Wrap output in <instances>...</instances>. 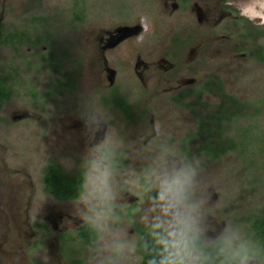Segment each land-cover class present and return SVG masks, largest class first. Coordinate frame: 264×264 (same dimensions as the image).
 Wrapping results in <instances>:
<instances>
[{
    "label": "rangeland",
    "instance_id": "obj_1",
    "mask_svg": "<svg viewBox=\"0 0 264 264\" xmlns=\"http://www.w3.org/2000/svg\"><path fill=\"white\" fill-rule=\"evenodd\" d=\"M190 2L172 14L166 0H0V75L14 87L0 109V264H140L139 230L152 224L173 264H203L184 247L198 234L258 263L248 256L252 217L264 210V0ZM132 26L142 30L103 53L106 32ZM175 52V72L156 70L149 87L133 73L137 57L159 68ZM109 75L132 120L104 101ZM223 94L242 109L223 123L238 148L212 159L200 151L204 133L189 135ZM51 160L85 172L77 200L47 193ZM85 223L99 231L95 244L74 239Z\"/></svg>",
    "mask_w": 264,
    "mask_h": 264
},
{
    "label": "trees",
    "instance_id": "obj_2",
    "mask_svg": "<svg viewBox=\"0 0 264 264\" xmlns=\"http://www.w3.org/2000/svg\"><path fill=\"white\" fill-rule=\"evenodd\" d=\"M227 7L229 8L230 6ZM77 18H81V16L77 15ZM246 33L250 37V32L247 31ZM257 58L259 60H264L263 49L259 48L257 50ZM208 87L209 86L207 82L203 88L208 89ZM10 95L11 87L7 84V78L5 76L0 75V109L4 104L5 100ZM201 95L202 93L201 91H199L198 96ZM228 97L225 94L221 96L222 104L227 105L228 103L229 106H231L232 108L234 103L236 104V101L232 97ZM236 107L237 110L235 111L229 109L226 111L224 109L222 115L217 114L215 111L212 112L211 118L213 119V124L211 128H209L211 125L204 127L205 119H200V132L206 131V134L212 137V139L209 140L211 144L205 145V148L207 150H204V152L211 156L212 159L219 158L228 153L229 151H236L238 148V143H231L229 145V148H220V143L218 141V138L222 139V132L224 129L222 122L224 120H230V117H228L227 115L231 114L234 117L240 115L242 109L239 106ZM200 116L201 114L198 117ZM127 117H131L128 110ZM215 124H218L217 128L215 127ZM249 143L250 139L247 140L245 144L241 145L245 147L249 145ZM215 148H218V150H216ZM85 178L86 175L84 171H78L73 174L67 173L61 166V164H59L55 160H51L47 163L46 169L43 174L44 187L47 193L59 201H71L78 199L83 194L84 185L86 182ZM158 229L159 225L154 224L139 230L140 237L137 242V249L140 255V264H172V246L170 245L168 238L165 235L161 234ZM251 229L254 232L255 239L257 242L258 252L256 253V255L258 257H261L264 255V210L251 220ZM98 238V229L90 223L81 225L75 230L74 239L78 240L83 244H95ZM185 247L198 249L202 254L203 264H242V259L247 255V253L245 254V252L240 251L237 255L231 256L229 254L226 244L222 240H216L211 243L205 244L202 241L200 235L189 236L185 243ZM35 264L42 263L38 262ZM71 264H82V260L72 261Z\"/></svg>",
    "mask_w": 264,
    "mask_h": 264
},
{
    "label": "flooded vegetation",
    "instance_id": "obj_3",
    "mask_svg": "<svg viewBox=\"0 0 264 264\" xmlns=\"http://www.w3.org/2000/svg\"><path fill=\"white\" fill-rule=\"evenodd\" d=\"M166 2L169 4V6H171V8H172V14H174V13H176V12H178V11H183V12H185V11H188V9H187V4L188 3H191L190 2V0H179L178 2H177V0H166ZM190 10V9H189ZM192 10L193 11H196V14H197V20L199 21V22H203L204 21V10H203V8L202 7H200L199 5H197V4H194L193 6H192ZM201 20V21H200ZM135 25V24H134ZM133 27V26H132ZM141 27V26H140ZM0 28H1V35H0V39H1V37H2V25L0 24ZM142 30V29H141ZM131 35H132V31H128V32H126V33H123L122 31H121V28L120 27H118V28H116V29H114L113 31H108V32H106V36L105 37H101L100 38V41H99V45L101 44V48H102V50H103V53H105V51H107V50H111V48H115V47H119V46H121L122 45V42H126L127 40H128V38L129 39H131ZM125 36V37H124ZM168 55V53L167 54H164L163 53V57L160 59V65H159V68H156V67H154V68H152V66H151V64H149V63H147V62H145V61H143V59L139 56V57H137V61H136V65H135V67H134V69H133V73L140 79V82H142L143 84H144V86L145 87H149L148 86V84H149V81L153 78V76H156V70H159V71H161V72H170V73H173V72H175L174 70L178 67V64L176 63V62H174L173 61V59L172 58H174V57H177V56H179V53L178 52H175V53H169V56L170 57H168L167 56ZM172 57V58H171ZM106 70H107V68H106ZM114 71H110V75L113 73ZM110 75L109 76H107V79L109 80V79H111L110 80V83L106 86V89H103V92H106L107 94H108V96H104V101L106 102V101H108V103H110V102H112L113 103V105H115L116 107H117V109H119V111L124 115V117L126 118V119H128V120H132L136 115H137V113H136V108H134L133 106H132V102H130L126 97H124L122 94H121V89L119 88V87H117L118 86V83H117V81L115 80L114 81V79L112 78V77H110ZM1 76H4V75H1ZM6 78H7V84L8 85H10V87H11V95L5 100V102L6 101H8L9 99H11V97H12V95H13V92H14V90H13V84H12V82L10 81V79H9V77H7V76H5ZM114 81V82H113ZM200 88H202V86H200ZM184 92H186V91H184V90H182L181 91V94L183 95V97L186 95ZM179 95V94H178ZM178 98L179 97H175V99L176 100H178ZM222 99L220 98V106L217 108V110L215 111L217 114H220V115H222V113H223V110H224V108L222 107V106H224L223 104H222V101H221ZM234 101V100H233ZM4 102V103H5ZM105 104H107V103H105ZM228 104V103H227ZM229 108H230V106H229ZM127 110L129 111V113H130V116L131 117H127ZM230 110H233V111H235V110H237V107H236V105H233L232 106V108L230 109ZM136 113V114H135ZM215 113V114H216ZM228 116V115H227ZM212 117V113H211V115L209 114V115H207L204 119H205V121H206V119H208V123H205L204 124V127H207V126H210L209 128H211L212 127V124H213V119L211 118ZM229 117V116H228ZM211 119H212V121H211ZM224 121H226V120H224ZM224 121L222 122V124L224 123ZM100 125H101V123H100ZM99 125V126H100ZM217 126H218V124H215V127L217 128ZM200 128H201V125H200V119H199V125H198V128L192 133V134H190L189 135V137L190 136H193V137H197V139L199 140V138H201V137H199V133H201L200 132ZM203 133H204V138H201L202 140H201V142L199 143V146L202 144V142L204 141V143L202 144V147L200 148V151L201 152H204V150H207L206 148H205V145H209V144H211L210 143V139H212V137H210V135H207L206 134V131H203ZM223 133V132H222ZM95 136H96V138H97V136H98V132L97 133H95ZM105 136V135H104ZM96 138H95V140H93V142H90V144L89 145H91L92 147H94V145L95 144H97L98 143V141L96 140ZM222 138H225V139H227L229 142H230V144L231 143H235V144H237V142H234L230 137H228V136H225L224 135V133L222 134ZM103 141V140H102ZM218 141H219V143H221L222 142V139H220V138H218ZM207 142H209V143H207ZM230 144H228L227 146H225V148L226 147H228L229 148V145ZM202 149H203V151H202ZM216 150H218V148H215ZM205 153V152H204ZM62 166V165H61ZM7 198H8V196H7ZM75 200H77V199H75ZM75 200H71V201H75ZM4 204H6L7 206H8V204H7V202H3ZM259 215V214H258ZM255 217V216H254ZM254 217H252V218H254ZM86 224V223H85ZM82 225H84V224H82ZM152 225H154V224H152ZM81 226V225H80ZM79 226V227H80ZM78 228V227H77ZM76 228V229H77ZM198 235H200L201 236V238H202V241L205 243V244H208V243H211V242H213V241H216V240H221V239H219V238H217L216 237V235H214V234H212L213 235V238H210L209 239V241H206L205 239H204V237H203V235H201V234H198ZM252 235H253V239H254V242H255V245H256V250L254 251V253L252 252L251 253V255H249L248 257H252V259H254L255 261H257L258 263L257 264H264V255L263 256H261V257H258L257 255H256V253L258 252V250H257V242H256V239H255V235H254V232H253V230H252ZM168 241H169V239H168ZM187 241V240H186ZM169 243H170V241H169ZM186 243V242H185ZM170 245H171V243H170ZM172 246V245H171ZM184 247H185V245H184ZM185 250H197V251H199L198 249H196V248H186L185 247ZM172 252H173V262H174V250H173V247H172ZM200 252V251H199ZM245 258V257H244ZM244 258L242 259V264H245L244 263ZM173 262H172V264H173ZM36 263H38V262H36ZM40 263V262H39Z\"/></svg>",
    "mask_w": 264,
    "mask_h": 264
},
{
    "label": "water",
    "instance_id": "obj_4",
    "mask_svg": "<svg viewBox=\"0 0 264 264\" xmlns=\"http://www.w3.org/2000/svg\"><path fill=\"white\" fill-rule=\"evenodd\" d=\"M121 31L123 33H126L128 31H132V35H137L140 31H141V27L140 26H135V27H123L121 29ZM125 37V36H124ZM103 137V136H101Z\"/></svg>",
    "mask_w": 264,
    "mask_h": 264
}]
</instances>
